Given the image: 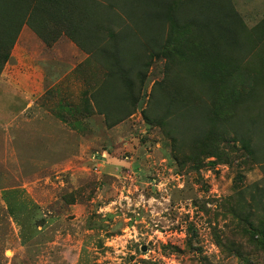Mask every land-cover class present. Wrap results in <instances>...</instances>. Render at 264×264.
<instances>
[{"label":"rangeland","instance_id":"1","mask_svg":"<svg viewBox=\"0 0 264 264\" xmlns=\"http://www.w3.org/2000/svg\"><path fill=\"white\" fill-rule=\"evenodd\" d=\"M230 4L232 68L221 42L164 24L137 110L115 126L86 103L104 75L99 55L52 52L53 87L37 106L61 128L35 142L25 121L0 127V264H264V0ZM211 60L217 91L200 72ZM152 92L176 113L187 98L195 107L191 130L175 125L178 147L159 118H144ZM231 123L251 149L222 127ZM197 127L212 134L197 139Z\"/></svg>","mask_w":264,"mask_h":264},{"label":"trees","instance_id":"2","mask_svg":"<svg viewBox=\"0 0 264 264\" xmlns=\"http://www.w3.org/2000/svg\"><path fill=\"white\" fill-rule=\"evenodd\" d=\"M164 24H172L176 28L192 26L207 40L221 42L227 48L226 64H222L227 69L232 68L229 54L239 59V41L232 27L239 26L240 22L230 0H182L178 8L175 0H0V75L24 25L47 47L65 37L88 55L86 62L94 54L101 58L104 75L85 92L88 95L86 103H92L95 112L104 117L109 127L115 126L137 110L146 78L145 70L150 66L151 57L157 58L161 49L160 32ZM214 50L212 46L203 51L208 56L214 55ZM201 57V61H205L206 56ZM203 64L205 67L200 72L217 91L223 82H216L211 75L220 73L219 64L215 65L214 60ZM188 85L187 80L183 82L185 89ZM236 94L232 89L230 99L234 101ZM187 99L183 106L180 105V112L176 113L177 102L152 92L143 111L145 120H148L150 112L160 119L177 147L180 142L175 127L178 119L185 120L186 128L191 130V113L197 114ZM207 111L206 105L200 108V124L208 121ZM223 122L230 123L228 120L218 121L219 124ZM262 123L264 127L263 120ZM222 127L251 149L235 125ZM194 129L198 132L195 135L197 139L208 138L212 134L209 131L205 135L200 131L202 127Z\"/></svg>","mask_w":264,"mask_h":264},{"label":"crops","instance_id":"3","mask_svg":"<svg viewBox=\"0 0 264 264\" xmlns=\"http://www.w3.org/2000/svg\"><path fill=\"white\" fill-rule=\"evenodd\" d=\"M60 50L80 54L84 60L88 57L65 37H60L47 47L26 25L21 28L0 75L1 129L8 130L15 122L25 121L29 136H33L37 142L36 139L41 137L50 139L51 129L61 128L37 106L38 99L53 87L51 54ZM58 62L62 63L60 60ZM12 64L22 72L7 77L6 68L13 67ZM6 84L12 85L10 89H5Z\"/></svg>","mask_w":264,"mask_h":264}]
</instances>
